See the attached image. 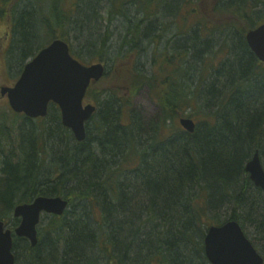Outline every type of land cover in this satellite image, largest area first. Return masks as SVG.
I'll return each mask as SVG.
<instances>
[{
    "label": "trees",
    "instance_id": "16d2710c",
    "mask_svg": "<svg viewBox=\"0 0 264 264\" xmlns=\"http://www.w3.org/2000/svg\"><path fill=\"white\" fill-rule=\"evenodd\" d=\"M204 2L0 0L18 63L61 39L84 63L87 53L111 62L120 82L111 91L98 90L102 81L90 87L86 99L99 110L81 143L54 105L41 123L25 120L17 147L14 125L0 120V218L10 221L16 203L40 195L70 203L63 217L41 224L37 247L15 239L18 264H208L204 226L232 219L264 256V192L245 169L257 151L264 165V64L245 37L264 23V0ZM174 25L191 40L186 50H167ZM211 27L229 30V53L198 86L205 70L190 61L202 66L206 48L211 54ZM151 46L147 71L142 56ZM144 87L154 115L131 107ZM182 117L196 121L193 134ZM219 203L224 217L215 215Z\"/></svg>",
    "mask_w": 264,
    "mask_h": 264
},
{
    "label": "water",
    "instance_id": "95a60500",
    "mask_svg": "<svg viewBox=\"0 0 264 264\" xmlns=\"http://www.w3.org/2000/svg\"><path fill=\"white\" fill-rule=\"evenodd\" d=\"M246 40L259 61L264 63V24L248 32ZM105 72L102 63L84 65L70 54L66 42L55 40L26 65L16 85L4 87L1 94L8 95L14 112L23 113L30 119L46 117L50 103L56 104L61 109L63 125L71 130L78 142H83L87 137L86 123L96 112L93 105L84 106V99L89 86L99 82ZM180 125L189 133L196 129L192 119L183 118ZM246 171L254 184L264 191V168L258 153L247 163ZM67 204L61 197H39L31 204L16 207L15 217L22 220L16 235L27 238L32 246H36L41 213L62 215ZM205 246L212 264H264V258L237 223L211 227ZM0 264H15L12 232L2 222Z\"/></svg>",
    "mask_w": 264,
    "mask_h": 264
},
{
    "label": "rangeland",
    "instance_id": "374dc122",
    "mask_svg": "<svg viewBox=\"0 0 264 264\" xmlns=\"http://www.w3.org/2000/svg\"><path fill=\"white\" fill-rule=\"evenodd\" d=\"M208 1H210V0H208ZM208 1L205 0V2H204L205 6L210 5V2H208ZM184 12H186V11H184ZM184 12H183L182 18H180V20H178L179 29H180V24L185 22L184 21ZM186 15H187V18H189L188 23H190V24L193 23L194 19H192V17H190L188 14H186ZM7 17H5L3 20H0V89L2 86L3 87H12L13 86L19 77V72L22 70V67L25 64V63L24 64L18 63V61H19L18 60V58H19L18 54H20V53H18L19 52L18 49L14 51V55L12 57V60H10L11 65H10L9 70H8V67L4 64L5 52L7 51L8 47H9V43H10V40H9L10 34L12 35V33L8 32L10 24H11V21H10L11 17H10V15H8ZM188 23H187V25H190ZM209 24H211V21L209 22ZM209 26H211V25H209ZM211 28H212L210 31V33L212 34L211 35V44H210L211 45V47H210L211 51L209 52L211 54H208V52H207L208 48H206V50L203 53L205 56V60L203 61L202 66H201V64H199V60L198 61H194V60L190 61L192 64H195V66L198 69L202 67L205 70L203 72L201 79L199 80L198 86L203 85V83H205L206 80L209 79V76L211 78V75L214 74V70L217 69V67L227 57V55L229 53V50L227 49V44H230V40L227 41V37L231 38V36H230L231 34L229 35V33H230L229 30L224 28V27H218V28L211 27ZM8 34H9V36H8ZM176 34H178L177 33V26L174 25V27L171 30L170 35H168V36L165 35L167 38L173 37V39H172L173 47H170V45H169L168 49H167L170 52H173L172 51L173 49H175V50L181 49L182 51L186 50V48L190 45L191 40L189 38H187V40H185V42L183 41L184 43H180V41L183 40V37L180 34H183V33H179L177 36H176ZM167 38H166V42L165 41L162 42V45H163L162 47L167 45ZM184 39H185V36H184ZM175 42H176V46H175ZM179 44H183V47H181ZM185 44H188V45L185 46ZM155 49H156L155 46H151V48H149L148 51H146L144 53V55L142 56L143 57L142 60H144L143 62L145 64H146V62L149 61L150 56L153 55L154 52H156ZM91 58L92 57L88 53L86 55L85 54L83 55V60H86L87 63L88 62L96 63L99 61L98 58L92 59V60H91ZM104 58L106 59V55L104 56ZM196 59H199V57H197ZM110 65H111V62L109 63L108 66H110ZM146 67L149 71L148 64H146ZM110 69L111 68H109V70ZM194 76H195V72H193V74L191 73V76L189 77L190 79L188 81L189 87L193 81L196 82V79H194ZM119 84H120V82H118L116 73L111 72L110 75L101 82V85L98 87V90L105 89V90L111 91V90L116 89ZM124 97L127 98V96H124ZM6 103H7L6 99L0 100V114L5 115V114H7V112H9V107L7 106ZM132 109L143 111L146 115H154L158 111L155 104L151 100V98L149 96V92L147 89L142 90L138 94L137 98L134 101V106L132 107ZM6 119L9 121L11 118H6ZM41 122H42V120H40L37 123L39 124ZM53 125H55V124L53 123ZM52 128L54 129L55 126H53ZM28 129H29V124L26 125L25 130L28 131ZM22 130H23V128H22ZM12 131H13V133H12L11 137H12V139L17 140L15 145H18L19 144V132L17 129L16 130L13 129ZM21 260H22V258H21Z\"/></svg>",
    "mask_w": 264,
    "mask_h": 264
},
{
    "label": "bare ground",
    "instance_id": "6f19581e",
    "mask_svg": "<svg viewBox=\"0 0 264 264\" xmlns=\"http://www.w3.org/2000/svg\"><path fill=\"white\" fill-rule=\"evenodd\" d=\"M11 33H12V35L10 34V38H9V40H10V43H9V47H8V49H7V51L5 52V60H4V64L8 67V70L10 69V60H12V57H13V55H14V53H13V55H11L12 53H10V51H11V47H13V44H12V40L14 39H16V34H15V32L13 31H11ZM183 40H185V39H183ZM64 41V40H63ZM65 42V41H64ZM52 43V42H51ZM50 43V44H51ZM67 43V42H66ZM180 43H183L182 41L180 42ZM49 44V45H50ZM68 44V43H67ZM48 45V46H49ZM69 45V44H68ZM181 47H183V44H179ZM170 47H173V44H171L170 45ZM69 48H70V54L72 55V52H71V47H70V45H69ZM168 49V48H167ZM173 51H175V49H173ZM12 52V51H11ZM40 53V51L36 54V56L35 57H33V58H30V59H28L27 61H25L24 63V65H23V68H25L26 67V65L29 63V62H31L33 59H35L36 57H37V55ZM73 56V55H72ZM74 57V56H73ZM87 63V62H86ZM97 63H102L104 66H105V68H106V72H105V75H104V77L99 81V82H96V83H92L90 86H89V88H88V90H87V93H86V96H85V99H84V106H87V105H93L94 107H96V112L94 113V114H96L97 113V111L99 110V106H98V104L97 103H95V102H92L91 100H88V99H86V97H87V94H88V91H89V89H90V87L92 86V85H95V84H98V83H100L101 81H103L105 78H106V76H109L110 75V73L111 72H113L112 70V68H111V66H108L107 65V63H105V62H101L100 60L98 61V62H96V63H90V62H88L87 64H97ZM109 68H111L110 70H109ZM147 71H148V69H146ZM151 72V71H150ZM162 72H164V71H162ZM157 73V72H156ZM21 75H22V71H20L19 72V77L21 78ZM216 76V75H215ZM18 77V78H19ZM212 77H214V75L213 76H211V78H209V82L212 80ZM160 78V75H157L156 76V79H159ZM160 80H161V78H160ZM182 81H184L183 79H182ZM4 87L2 86L1 87V89H0V93L2 92V89H3ZM144 89H147L146 87H144V88H142V89H140L139 91H138V93L135 95V97H134V99H132L131 100V107H133L134 106V101H135V99L137 98V96H138V94L142 91V90H144ZM148 90V92H149V96H150V98H151V100L153 101V103L155 104V106H156V102L152 99V96H151V94H150V91H149V89H147ZM7 106L8 107H10L11 108V106H10V103H9V99H8V97H7ZM51 105H54L58 110H59V112H60V116H61V124H62V126L64 127V128H66L64 125H63V121H62V112H61V109L56 105V104H54V103H50V105H49V108H48V114H47V116L46 117H49V115L51 114V112H52V107H51ZM143 112V111H142ZM144 113V112H143ZM159 113V112H158ZM145 114V113H144ZM54 123V122H53ZM53 123H52V126H55V125H53ZM181 127V126H180ZM66 129H68V128H66ZM69 131H70V129H68ZM186 131V130H185ZM187 132V131H186ZM195 132V131H194ZM193 132V133H194ZM189 133V132H188ZM193 133H190V134H193ZM20 141H21V139H20ZM256 153H258L259 154V152L257 151V152H255V154ZM255 154L251 157V159L255 156ZM259 156H260V154H259ZM250 159V160H251ZM249 160V161H250ZM248 161V162H249ZM247 162V163H248ZM247 165V164H246ZM39 197H48V198H56V197H50V196H44V195H40V196H37V197H35L32 201H34L35 199H37V198H39ZM31 201V202H32ZM67 201V200H66ZM68 202V204H67V207H66V209H65V211H64V213L62 214V215H57V214H54V213H46L45 211H43L42 213H41V215H40V222H39V224H41V223H43L44 221H49V219H51L52 217H63L65 214H66V212L68 211V210H70V203H69V201H67ZM28 203V202H27ZM20 204H21V202H18V203H16L14 206H13V208H12V210L10 211V215H11V217H15V211H16V207H19L20 206ZM220 203H219V205H217L216 207H217V211L215 212V215L216 216H221V217H224V214H223V212H220L219 211V208H221L220 207ZM131 215V214H130ZM7 221V219H5V218H3V217H1L0 218V222H2V223H5ZM228 223H237V224H239L240 226H241V224H240V222H238L237 220H228V221H226V222H224V223H222V224H219V225H209V226H204V238H203V254H204V256H205V258H206V260H207V263L208 264H212L211 262H210V260H209V258L207 257V255H206V250H205V248H206V246H205V239H206V237H207V235H208V232H209V230L211 229V227H214V226H217V227H219V226H223V225H226V224H228ZM38 224V225H39ZM241 228H242V226H241ZM242 230H243V228H242ZM147 231H151V227H147ZM243 232H244V234H245V236L250 240V238L246 235V233H245V231L243 230ZM38 233H39V229H38ZM13 236V235H12ZM40 237V236H39ZM38 237V243H37V245L36 246H32V243H31V241H29L28 239H25V238H21V239H19V240H23V241H26V242H28L29 243V245L31 246V247H33V248H35V247H37L38 246V244H39V241H40V238ZM251 241V240H250ZM19 243V242H18ZM13 245H16V240L14 241V243H13ZM25 246H26V243L25 242H23V245H21L20 247H19V249H21V250H23L24 248H25ZM27 247V246H26ZM18 253H16V254H14V258H15V264H18ZM201 259V258H200ZM197 264H203L202 263V260H200V261H198V263Z\"/></svg>",
    "mask_w": 264,
    "mask_h": 264
},
{
    "label": "flooded vegetation",
    "instance_id": "af4514ba",
    "mask_svg": "<svg viewBox=\"0 0 264 264\" xmlns=\"http://www.w3.org/2000/svg\"><path fill=\"white\" fill-rule=\"evenodd\" d=\"M17 117L21 120V122L17 125V129L19 128V130H20V132H21V129H22V127H23V119H24V116L21 115V116H17ZM17 220H18V221H17ZM15 222L20 224L21 220H20V219H16ZM19 224H18V225H19Z\"/></svg>",
    "mask_w": 264,
    "mask_h": 264
}]
</instances>
